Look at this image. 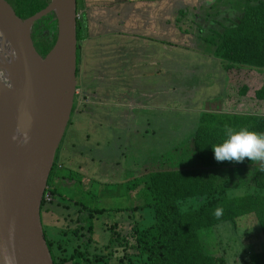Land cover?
<instances>
[{
    "label": "rangeland",
    "instance_id": "obj_1",
    "mask_svg": "<svg viewBox=\"0 0 264 264\" xmlns=\"http://www.w3.org/2000/svg\"><path fill=\"white\" fill-rule=\"evenodd\" d=\"M258 1L263 0H204L198 9L189 10L185 17L193 45L189 39L184 43L189 50H167L134 38L82 42L76 105L57 153L62 169L57 174L66 176L71 168L75 182L50 184L56 195L42 215L48 239L57 237L60 221L53 214L61 211L65 200H81L96 211L90 220L92 240L101 247L119 235L132 245L134 225L144 229L153 223L151 211L141 209L142 186L128 191L129 186L148 172L174 167L171 154L193 130L198 113L225 95L223 63L214 55L218 35L238 21L247 5ZM40 35L31 36L39 56L49 40L48 33ZM84 72L92 85L88 88L82 85ZM252 179V168H230L221 172L218 182L232 197H242L254 192ZM203 235L205 251L223 257L226 264H247L249 255L264 252V238L252 216L238 219L236 226L220 224ZM118 243L111 246L108 264H119L124 254L125 242Z\"/></svg>",
    "mask_w": 264,
    "mask_h": 264
},
{
    "label": "trees",
    "instance_id": "obj_2",
    "mask_svg": "<svg viewBox=\"0 0 264 264\" xmlns=\"http://www.w3.org/2000/svg\"><path fill=\"white\" fill-rule=\"evenodd\" d=\"M4 1L19 21L34 16L49 3V0ZM76 5L79 14L78 0ZM188 11L185 9L180 15L186 18ZM47 20L50 25L42 29L50 30L49 40L48 45L40 49L42 57L55 42V36H52L53 17L41 19L33 31L39 33ZM81 20L80 17L76 21L78 43L84 30ZM187 29L190 28L186 25L185 34ZM79 53L78 50V68ZM214 55L223 63L225 95L207 103L205 110L198 113L193 130L171 154L174 167H161L148 172L137 178L134 186H129L128 191L142 186L138 193L143 201L141 209L151 211L153 223L144 229L134 225L130 230L132 245L126 244L127 237H111L110 244L102 251L106 253L111 250L112 244L125 242L119 264H226L223 257L207 253L200 239L220 224L236 226V221L245 216L253 217L264 238V172L259 171V163H253L247 157L240 163L217 162L211 147L225 138L227 127L264 132V0L258 1L255 6L247 5L238 21L232 27L223 29L218 35ZM57 153L47 181L46 192L50 193L51 201L48 204L42 201L41 223L43 213L48 211L46 206L52 204L56 195L50 184L57 172L62 170L58 166ZM230 168L253 169V193L232 197L231 191L219 184L221 172ZM65 177L71 178V175ZM70 202L77 209L73 218L74 227L57 230V237L50 240L42 223L53 264H108L107 260L114 251L107 255L90 252L92 244L96 243L92 240L93 227L90 223L96 211L86 208L83 202ZM61 208L69 210L67 206ZM217 208L222 210L219 217L214 215ZM65 218L72 219L69 214ZM247 264H264V252L249 255Z\"/></svg>",
    "mask_w": 264,
    "mask_h": 264
},
{
    "label": "water",
    "instance_id": "obj_3",
    "mask_svg": "<svg viewBox=\"0 0 264 264\" xmlns=\"http://www.w3.org/2000/svg\"><path fill=\"white\" fill-rule=\"evenodd\" d=\"M49 16L55 42L41 57L31 32ZM76 21V0L23 21L0 0V264H53L40 209L74 104Z\"/></svg>",
    "mask_w": 264,
    "mask_h": 264
},
{
    "label": "crops",
    "instance_id": "obj_4",
    "mask_svg": "<svg viewBox=\"0 0 264 264\" xmlns=\"http://www.w3.org/2000/svg\"><path fill=\"white\" fill-rule=\"evenodd\" d=\"M202 1L204 0H78V13L84 28L82 40L77 42L78 50L81 51L82 42H98L107 39L119 41L130 40L131 38L137 39V41L150 42L167 48V50L169 48L189 50L185 48L184 43L188 42L189 39V43L191 46L193 45L192 29L188 25L189 22L180 13L184 12L185 9L190 11L198 9ZM186 25L190 28L188 34L184 32ZM80 68L77 76L80 73ZM84 76L86 78L82 85L85 88L92 86L86 73ZM97 86L99 87V84ZM72 172L71 168H68L66 175H72ZM79 178L80 180L84 179ZM72 181V176L71 178H63L58 173L55 175L53 185L55 187L64 184L69 185ZM68 202L70 201L67 200L66 202L65 200L62 206L69 207V210L64 209L63 211L62 208L61 211L54 210L53 215L55 216L53 217L56 221H60L58 222L60 226L55 228L56 232L61 228L74 227L73 216H75L77 209L71 207ZM67 214L72 219L65 218ZM102 248L103 246L101 247L96 242L92 244L90 252L102 255Z\"/></svg>",
    "mask_w": 264,
    "mask_h": 264
},
{
    "label": "clouds",
    "instance_id": "obj_5",
    "mask_svg": "<svg viewBox=\"0 0 264 264\" xmlns=\"http://www.w3.org/2000/svg\"><path fill=\"white\" fill-rule=\"evenodd\" d=\"M225 138L211 145L214 159L240 163L247 157L253 163H259V171L264 172V132H253L241 128H225ZM222 210L217 208L214 215L219 217Z\"/></svg>",
    "mask_w": 264,
    "mask_h": 264
},
{
    "label": "flooded vegetation",
    "instance_id": "obj_6",
    "mask_svg": "<svg viewBox=\"0 0 264 264\" xmlns=\"http://www.w3.org/2000/svg\"><path fill=\"white\" fill-rule=\"evenodd\" d=\"M50 21L49 20H47V22L44 24V25H42L41 27H40V29H39V33L41 34V35H44L45 33H48L50 30L49 29H42L44 26L46 27V26H49L50 25ZM37 27V26H36ZM35 28V27H34ZM34 28L32 29V32H31V36L33 35V31H34ZM40 52V54H41V57H42V51H39Z\"/></svg>",
    "mask_w": 264,
    "mask_h": 264
},
{
    "label": "built area",
    "instance_id": "obj_7",
    "mask_svg": "<svg viewBox=\"0 0 264 264\" xmlns=\"http://www.w3.org/2000/svg\"><path fill=\"white\" fill-rule=\"evenodd\" d=\"M79 18H80V15L77 14V19H79ZM46 190H45V193H44V196H43V200H44L45 203L48 204L51 201V196H50V193L49 192H46Z\"/></svg>",
    "mask_w": 264,
    "mask_h": 264
},
{
    "label": "bare ground",
    "instance_id": "obj_8",
    "mask_svg": "<svg viewBox=\"0 0 264 264\" xmlns=\"http://www.w3.org/2000/svg\"><path fill=\"white\" fill-rule=\"evenodd\" d=\"M0 44H1V40H0Z\"/></svg>",
    "mask_w": 264,
    "mask_h": 264
}]
</instances>
